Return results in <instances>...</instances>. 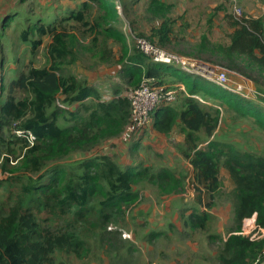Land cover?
Wrapping results in <instances>:
<instances>
[{
    "label": "trees",
    "instance_id": "16d2710c",
    "mask_svg": "<svg viewBox=\"0 0 264 264\" xmlns=\"http://www.w3.org/2000/svg\"><path fill=\"white\" fill-rule=\"evenodd\" d=\"M93 4L114 12L112 2L86 0L77 11L55 22L31 25L32 20L26 17V27L19 39L29 45L32 56L42 46L48 64L35 66L31 60L15 73L14 79L0 87V171L9 174L1 183H8L4 190L9 192L5 198L0 196V264H55L62 256L80 259L93 241L110 262L127 264L131 260L125 256L131 257L129 253L136 248L120 237L119 228L127 219L128 205L139 198V185L151 182L160 196L183 190L185 175L180 173L174 178L167 168L156 170L142 164L123 168L107 154L71 159L120 136L130 114L125 96L115 92L112 99L103 100L96 88L67 70L78 60L80 42L85 37H92L88 49L101 62L113 56L112 48L106 45L108 41L120 44L124 77L133 88L143 78L173 84L163 79L176 75L171 73L173 69L183 75L178 76L181 80L196 76L174 65L152 62L135 47L134 39L128 50L125 36L113 27L99 30L109 19L99 15L90 23L87 17ZM7 14L2 13L0 19ZM156 17L159 23L150 30L149 38H138L169 51L173 23L163 14ZM228 18L232 28L228 43L219 48L217 60L207 61L218 62L220 67L243 76L264 92V17ZM13 21L11 18L10 22ZM75 23L79 26H72ZM3 41L0 45L9 38ZM1 59L2 55L0 64H3L9 58ZM207 83L211 84L196 76L188 89L189 96L182 98L180 92L173 106L158 108L152 115V125L160 134H169L175 127L183 133L178 150L192 167L197 191L196 207L182 220L185 237L200 233L216 244L214 255L203 258L210 259L212 264H256L264 259V236L251 240L239 233L243 220L252 216L256 226L264 228V155L232 143L210 140L218 125V112L192 98L200 93L203 97L211 95L209 91L216 86L202 92L203 85H212ZM221 91L236 99L225 98L219 92L217 99L231 103L239 118L253 116L252 122L264 130V108L255 105L257 101ZM179 101L182 108L177 109L174 106ZM16 131L30 132L35 141L30 145ZM200 133L209 140L205 147L201 146L204 139L199 138ZM221 168L227 171L233 184L227 197L232 216L225 239L220 234H210L209 227L212 217L209 211L215 206L221 188ZM11 182L18 188L15 193L10 191ZM95 196L99 197L96 202ZM198 206L205 210H199ZM52 221H60L62 225L51 226ZM110 224L114 230L107 229Z\"/></svg>",
    "mask_w": 264,
    "mask_h": 264
},
{
    "label": "rangeland",
    "instance_id": "374dc122",
    "mask_svg": "<svg viewBox=\"0 0 264 264\" xmlns=\"http://www.w3.org/2000/svg\"><path fill=\"white\" fill-rule=\"evenodd\" d=\"M85 1L86 0H0V18L2 17V12L4 11L5 6L10 10V12L7 14L8 18L6 19L7 16L5 17L6 20L0 19V33H2L0 39L4 40L9 38V41H7L4 45H0V55H2L1 60L4 61L5 58H9L7 63L4 61L3 64H0V87L5 86L9 79H14L16 76L15 73H17L19 70H22L24 65H26L31 60L35 66H44L48 64V60L45 56V51L42 46L39 47L36 55L32 56L29 45L21 42L19 39L21 31L26 27V17H28V19L30 18L29 20H32V24L30 23L31 25H34L36 22H38L36 25L55 22L56 20L62 19L63 16H67L70 12L77 11ZM106 1L113 3L114 12L101 9L98 4H93L91 14L87 17L88 21L92 24L99 15L109 19L108 23H102V26L99 28V30H106L112 27L115 28L118 33L122 34V36H125L127 48L129 50V48L133 46L132 40L134 38L140 36L149 38L148 36L150 34V30L159 23V19L156 16L163 14L166 16V18H169L171 23H173V35H170L172 40L170 48H167V50L173 53L175 52L177 55L185 58L190 63H194L193 66L196 64H206L217 68L220 67L218 62H210L207 60H217V58H219L217 54L219 48L228 43L229 35L232 32V28L230 27L231 20L228 18L229 16H232L234 20L240 19L242 17H264V0ZM116 6H119L120 9H117ZM234 7L239 8L240 14H235ZM14 16L16 17L17 21L14 19ZM11 18H13V22H10ZM72 26L78 27L79 25H76L75 23V25ZM72 32L76 36H80L77 31ZM45 38H43L42 41L44 43L46 42ZM91 39L92 37L87 36L82 40V42H80L81 47L78 51V60L73 65L69 66L67 70H70V72L76 75L78 78L85 79L89 85L93 86L100 92L101 96L103 97L102 99L106 101L109 100V97L114 96L115 92L119 93V95H123L129 89H132L134 85L128 84L126 78L124 77L125 62L124 60H121V54L123 52L121 51L120 44L108 41L106 45L112 48L113 56L110 60L101 62L96 53H94L93 50L88 49L89 44H91ZM3 40L0 41V44L4 43ZM94 49L97 50L95 47ZM240 62H244V60L240 58ZM171 73H176V75L171 74L163 78L166 81L165 83H180L184 86L185 92L187 93L193 82V79L196 78V76H191V80H181V78L178 77L183 76L181 73L176 72L175 69H173ZM227 79L228 83L231 84L232 87L237 85L242 86L247 93L250 92L249 90H251L253 85L251 81L239 74L229 73L227 75ZM200 82L202 81H199L198 84H201ZM208 84L209 83H207V85ZM213 85L217 87L215 84H212L210 87L203 85L202 92H205L206 88H211ZM216 87L209 91L211 92L209 93L211 95L203 97L200 93V97L196 96L203 102V104H205L204 106L210 109H215L218 112V125L210 140L215 142L232 143L238 148L245 149L257 155H264V130L252 122L254 120L253 116L249 115L247 118H239V115L233 111L231 103H225L222 99H217V92L221 93L225 98H229L231 96H228V94H225L223 91H221L223 89L219 87H217V89ZM185 97L186 94L182 92V98ZM231 98L232 100L236 99L235 97ZM180 104L182 103L179 101L174 107L180 109L182 108ZM255 105H259L264 108V103L259 101H257ZM180 135H183L181 128L175 127L171 133L161 135L157 139V144L166 142L172 146L174 151H176L180 156L178 160L172 156L171 152H173V150H170L171 152L166 150L165 152L156 148L157 152H154L152 151V148L147 149L143 146L141 148V157L143 156V158H146V162L148 164L153 163L157 167L173 164V166H177L179 174L181 173L185 175L183 179V190L178 193L163 195L164 197L178 194L183 199H186L185 196L193 194L192 196L195 198L197 191L194 189L195 185L193 184L192 167L188 161L181 156L178 150V147L181 145L183 140L176 142L177 136ZM118 137L119 135L105 140L103 143L95 147L93 150L87 152L83 156L73 155L71 159L78 160L81 158L85 159L86 157H92L97 154H107L114 158L123 168H131L133 166L130 164H134V157L132 154H129V149L131 148L132 144L124 145L119 142ZM199 138L204 139L203 134L200 133ZM155 140L156 139L153 141ZM208 141V139H204V142L201 146L205 147ZM121 147H123L125 151H128L127 154L122 158H120L119 154H117V150ZM143 158L140 159L143 160ZM0 160H2V158ZM12 160L14 159L12 158ZM180 161H182V164ZM166 168L171 170L168 167ZM12 175H16V173H13ZM8 176V173H3L0 171L1 198L8 196L9 191L4 190L8 187V183L6 182L4 185H1V183L5 181ZM219 177L221 188L218 195L215 197V208H224L222 210V213L225 216L224 236L220 235V237L225 238L227 237V230L231 226V212L229 211L230 204L227 200V197L233 188V184L223 168L220 169ZM10 184V191L15 193L18 189L16 188V184L13 182ZM97 198L99 197H94V202H96ZM146 204H148V201L144 199H135L134 201L130 202L128 208L126 209V212H128L126 213L127 219L123 226L119 228L122 230H119L120 237L122 239L126 241L129 240V237H127L129 235L126 234V236H123L125 232L128 233L127 230L129 228L134 229V231L138 229L136 225L137 223L135 221L136 218L132 214L133 212L138 211V207L141 205L144 206ZM225 207H228V209H225ZM249 220H253L255 223V216L243 220L242 228H248L251 222ZM49 225L59 226L62 225V222L52 221L49 223ZM217 225L218 221L216 217L212 216L209 221V227L210 229L212 228L211 232L216 230ZM107 229L114 230V227L110 224ZM263 236L264 228L262 232H258V238ZM135 237L137 242V250L133 256L135 257L134 262L136 263L141 259V251L139 250L140 243L138 240L141 239V236L136 234ZM199 238H201V235H197V233L194 235L192 233L191 238L189 237L188 240L185 241L182 240L183 243L180 242L181 244L171 239L169 240V238H165L162 241L164 242L162 245H171L170 248L174 247V249L179 248L177 249L178 251L169 248L167 254L174 257L178 256V258L182 260L183 263H187L188 261L191 263L193 260L191 257L192 254L196 252V247L199 248V251H197L196 254L199 252L200 254H204L205 252L203 247H199ZM207 244L214 252L216 249V244H213L211 241H208ZM134 246L136 248V245ZM153 251L155 254L158 253L157 249ZM83 254L84 255L80 259L74 256L59 257L56 259L55 264H103L104 261H107L106 257L103 256V250H100V246H97L94 241L92 242V245H89V250ZM98 257L99 259H95ZM149 257H153V255L151 254ZM209 261L210 259L208 262ZM211 262L208 264H212ZM259 262L257 264H264Z\"/></svg>",
    "mask_w": 264,
    "mask_h": 264
},
{
    "label": "crops",
    "instance_id": "0c3cea01",
    "mask_svg": "<svg viewBox=\"0 0 264 264\" xmlns=\"http://www.w3.org/2000/svg\"><path fill=\"white\" fill-rule=\"evenodd\" d=\"M8 7H4L3 14L8 13L10 10L7 9ZM171 84V83H167ZM174 84V83H173ZM180 84V83H177ZM115 96V94H114ZM114 96L109 97V100L112 99ZM125 96V93L122 95ZM103 98V97H102ZM174 105V104H173ZM171 105V106H173ZM167 107V106H163ZM162 108V107H161ZM154 114V113H153ZM153 120V118H152ZM151 126L148 125L140 134L139 139L130 143H123L118 137V140L120 143L127 145L132 144L131 148L129 149V154H132L134 159V164H130L132 166L137 167L138 164H142L143 166H150L151 168H154L158 170L159 168L168 167L173 172V177L178 178L179 173L177 170V166H173V164H167L164 166L157 167L155 164H148L146 162V158L141 157V148L142 146L145 148H152L151 150L154 152H157L158 148L160 151H169L173 150L172 156L178 160L180 156L176 151H174V148L170 146L168 143L164 142L161 144H157V139L164 134H160L154 130L152 121ZM150 126V127H149ZM171 133V132H170ZM182 136V137H181ZM156 139L155 141H153ZM183 140V135L177 136L176 142ZM164 148V149H163ZM150 150V151H151ZM149 151V152H150ZM128 151H125L123 147L119 148L117 150V154H119L120 158L124 157L127 154ZM110 156V155H108ZM143 158L141 160L140 158ZM146 163H145V162ZM182 164V161H180ZM225 170V169H224ZM225 173L227 171L225 170ZM227 176L229 178V175L227 173ZM230 179V178H229ZM231 181V180H230ZM139 190V200L144 199L148 201V204L144 206L138 207V211L133 212V216H135V221L137 228L135 231L132 228H129L127 230L128 233H124L125 235H129V241L132 242L134 245H136L137 250V242L135 235L139 234L141 236V239L139 240V250L141 251V259L138 262H134V256L133 254L136 253L135 251L129 253L131 257L126 255L125 257L130 258V262L127 264H208L209 259H203V258H211L214 255L213 250L209 247L207 244L208 241L204 236H201L199 238V247H203L204 254H200L196 252L199 251V248L196 247V252L192 254V261L189 263V261L186 263L178 258V256H169L167 254V251L169 250L171 245H162V242L165 238H169V240L176 241L177 243L181 244L183 243L182 240H188L187 234L185 233V230L182 225V220L186 218L191 212H193L194 207H196V204L194 203V197L192 195L185 196L186 199H183L180 195L174 194L170 195L169 197L160 196L157 193L156 187L153 186L151 182H145L144 186H140L138 188ZM188 201V202H187ZM216 206V205H215ZM215 206L209 211V213L216 217L218 221V225L216 226V230L214 232H211L210 234L216 233L224 236V220L225 216L222 213V210L218 207V209L215 208ZM199 210L203 211L205 208L203 206H198ZM161 209V210H160ZM225 209H228V207H225ZM229 211L231 212V206L229 205ZM232 216V214H230ZM230 224V221H229ZM122 231V230H121ZM196 233H194L195 235ZM197 235H200V233H197ZM184 237V238H183ZM132 238V239H131ZM187 238V239H186ZM226 238V237H225ZM223 238V239H225ZM172 241V242H173ZM186 243V242H185ZM188 244V243H187ZM158 250V253H153L155 250ZM172 250H177L179 248L174 247L170 248ZM178 251V250H177ZM146 252V253H145ZM153 255V257H149L150 255ZM107 261H104L103 264H116L115 262H110L108 258H106Z\"/></svg>",
    "mask_w": 264,
    "mask_h": 264
},
{
    "label": "built area",
    "instance_id": "2783aa9c",
    "mask_svg": "<svg viewBox=\"0 0 264 264\" xmlns=\"http://www.w3.org/2000/svg\"><path fill=\"white\" fill-rule=\"evenodd\" d=\"M116 8L120 9L119 6H116ZM234 12L235 14H240L239 8L234 7ZM134 41L135 47L152 62L177 66L184 73L199 76L229 93L264 103V92L257 89L254 85L249 90L250 92L247 93L242 86L232 87L228 83L227 75L229 73L237 74L235 72L206 64L193 66L194 63H190L176 53L166 51L144 38L136 37ZM180 92L188 95L181 84H158L153 78H143L137 87L125 92V97L130 104V114L128 122L119 136L121 142L130 143L138 140L141 132L150 125L153 113L160 107L173 105ZM192 98L202 102L196 96H192ZM16 134L24 136L30 145L35 141L34 135L30 132L16 131ZM259 231L262 232L263 229L258 228L252 220L248 228L243 227L239 234L248 236L252 240L258 238ZM123 236L126 235L124 234ZM259 263H264V259Z\"/></svg>",
    "mask_w": 264,
    "mask_h": 264
}]
</instances>
